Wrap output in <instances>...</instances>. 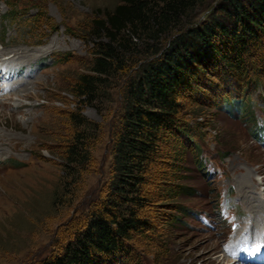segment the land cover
<instances>
[{
    "label": "rangeland",
    "instance_id": "1",
    "mask_svg": "<svg viewBox=\"0 0 264 264\" xmlns=\"http://www.w3.org/2000/svg\"><path fill=\"white\" fill-rule=\"evenodd\" d=\"M218 1L200 0L192 20L209 17ZM120 2L0 0V62L10 69L0 77V264L59 254L105 196L125 84L135 73L114 67L94 99L76 85L106 41L96 20ZM9 6L25 15L7 20ZM134 41L130 66L152 52L150 40ZM241 64L237 81L209 75L219 93L200 84L207 98L181 97L183 131L168 134L141 213L150 226L109 264H251L237 256L264 252V42ZM27 78L29 91L10 90ZM75 142L87 146L80 163L69 162Z\"/></svg>",
    "mask_w": 264,
    "mask_h": 264
},
{
    "label": "trees",
    "instance_id": "2",
    "mask_svg": "<svg viewBox=\"0 0 264 264\" xmlns=\"http://www.w3.org/2000/svg\"><path fill=\"white\" fill-rule=\"evenodd\" d=\"M199 1L121 0L96 20L95 33L106 41L98 43L91 73L80 75L78 95L94 99L96 84L111 76L114 67L128 66L135 76L125 84L105 196L84 228L42 264H109L129 253L130 241L150 226L141 213L151 199L148 184L153 165L163 161L168 134L183 131L181 97H203L200 84L219 93L209 75L223 74L226 80L237 81L245 55L264 42V0H219L209 17L194 22ZM7 12L9 21L25 15L11 6ZM137 38L150 40L147 46L152 52L130 66L127 60L132 59ZM73 121L86 124L76 115ZM86 149L82 143L71 144L69 162H82L79 157Z\"/></svg>",
    "mask_w": 264,
    "mask_h": 264
},
{
    "label": "bare ground",
    "instance_id": "3",
    "mask_svg": "<svg viewBox=\"0 0 264 264\" xmlns=\"http://www.w3.org/2000/svg\"><path fill=\"white\" fill-rule=\"evenodd\" d=\"M37 56V55H36ZM7 62V59H4V63H6ZM4 63H2V62H0V77H1V79H4V77L9 73V71H10V69L7 67V65H4ZM10 74H8L7 76H9ZM32 77V76H31ZM8 78H10V77H8ZM29 78H30V76H29ZM29 78H27V80H24V81H22L21 83H16V84H13L12 86H11V88H10V90L12 91V92H16V93H18V94H21V93H24V92H26V91H29L31 88H33L34 86H32V87H27V85H28V83L30 82V79ZM37 79V78H36ZM8 99V98H7ZM5 100V99H4ZM1 103H3L2 102V100L0 101ZM6 105V104H5ZM24 105V104H23ZM18 107V106H17ZM3 153V152H2ZM252 184V183H251ZM246 186V185H245ZM247 187V189H249L250 188V186H246ZM257 205V204H256ZM261 223H264V217L261 219ZM263 238H264V236H263ZM263 243H264V240H263ZM260 246V245H259ZM264 246V245H263ZM261 248H262V246H260ZM240 251V250H239ZM240 254V253H239ZM242 255V254H241ZM239 257V261H240V258H242L241 256H237V258ZM261 262H263V260H261ZM230 264H234L233 262L232 263H230Z\"/></svg>",
    "mask_w": 264,
    "mask_h": 264
}]
</instances>
